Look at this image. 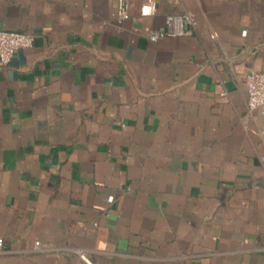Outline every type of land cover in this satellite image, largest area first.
Listing matches in <instances>:
<instances>
[{
  "label": "crops",
  "instance_id": "1",
  "mask_svg": "<svg viewBox=\"0 0 264 264\" xmlns=\"http://www.w3.org/2000/svg\"><path fill=\"white\" fill-rule=\"evenodd\" d=\"M119 1L0 0V264H264V0Z\"/></svg>",
  "mask_w": 264,
  "mask_h": 264
},
{
  "label": "built area",
  "instance_id": "2",
  "mask_svg": "<svg viewBox=\"0 0 264 264\" xmlns=\"http://www.w3.org/2000/svg\"><path fill=\"white\" fill-rule=\"evenodd\" d=\"M118 21L128 18L126 4L123 1L118 2ZM155 6L153 3H147L141 7L140 15L142 17L154 14ZM184 24L194 25L192 16L187 13L171 14L165 19V28L162 31L151 30L148 33L150 41H158L166 36H178L190 34V30L183 28ZM34 37L31 34L20 33L0 29V62L7 64L20 50H25L32 46ZM245 85L247 92L246 107L249 111L264 109V71L251 70L245 76ZM264 163V157L261 158ZM264 205V199H263ZM3 246V240L0 239V249ZM38 247L39 244L35 243Z\"/></svg>",
  "mask_w": 264,
  "mask_h": 264
}]
</instances>
